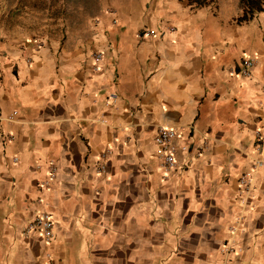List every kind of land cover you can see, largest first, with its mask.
Masks as SVG:
<instances>
[{"label": "crops", "instance_id": "crops-1", "mask_svg": "<svg viewBox=\"0 0 264 264\" xmlns=\"http://www.w3.org/2000/svg\"><path fill=\"white\" fill-rule=\"evenodd\" d=\"M192 6L130 0L73 42L0 39V264H264V9ZM159 126L190 142L178 170ZM41 211L51 243L24 233Z\"/></svg>", "mask_w": 264, "mask_h": 264}, {"label": "rangeland", "instance_id": "rangeland-1", "mask_svg": "<svg viewBox=\"0 0 264 264\" xmlns=\"http://www.w3.org/2000/svg\"><path fill=\"white\" fill-rule=\"evenodd\" d=\"M130 0H0V39L24 37L69 41L86 37L96 17ZM192 7L211 4L240 10L239 0H188ZM226 13V12H224Z\"/></svg>", "mask_w": 264, "mask_h": 264}, {"label": "built area", "instance_id": "built-area-1", "mask_svg": "<svg viewBox=\"0 0 264 264\" xmlns=\"http://www.w3.org/2000/svg\"><path fill=\"white\" fill-rule=\"evenodd\" d=\"M172 29V28H171ZM154 30L151 28H143L138 33V36H153ZM36 44L40 45V42L38 41ZM94 64L93 68L94 70H98L99 62L102 59V53L97 52L94 55ZM253 64L252 58H243L240 63L239 71L243 75L249 74V68ZM116 100L115 94H110L107 97L108 103H112ZM191 130V129H190ZM256 140H262L261 132L260 130L256 131ZM153 142L155 145V155L158 158L161 167L166 171L170 172L173 170L180 169L183 164L179 162V156L181 154L185 157L190 151V142L189 140L186 141L183 138V134L181 131V128L177 126H159L156 129ZM206 145L205 140H203L199 145L196 146V155H200V153L204 150V147ZM259 145L257 144V148ZM16 159V158H14ZM184 161V160H183ZM261 161H259L260 164ZM181 164V165H180ZM57 168L54 163L50 162L49 164V170L46 175V178L41 181L40 187L48 188L53 181L54 177L56 176ZM240 182L242 183L243 187L245 188L246 192L250 191V180L248 178L247 174H243L240 178ZM39 201H41L39 199ZM54 219L52 218V215L47 211H41L39 212L33 219L30 220V222L26 225L24 228V233L28 234L30 232L38 231L42 235L44 241L46 243H51L54 238Z\"/></svg>", "mask_w": 264, "mask_h": 264}, {"label": "trees", "instance_id": "trees-1", "mask_svg": "<svg viewBox=\"0 0 264 264\" xmlns=\"http://www.w3.org/2000/svg\"><path fill=\"white\" fill-rule=\"evenodd\" d=\"M240 14L237 23L250 21L257 13L264 9V0H239Z\"/></svg>", "mask_w": 264, "mask_h": 264}]
</instances>
